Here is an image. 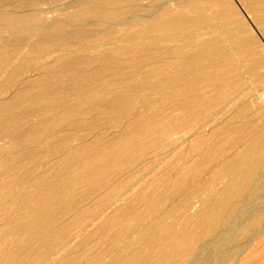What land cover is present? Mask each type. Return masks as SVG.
<instances>
[{"label": "bare ground", "instance_id": "obj_1", "mask_svg": "<svg viewBox=\"0 0 264 264\" xmlns=\"http://www.w3.org/2000/svg\"><path fill=\"white\" fill-rule=\"evenodd\" d=\"M0 264H264V0H0Z\"/></svg>", "mask_w": 264, "mask_h": 264}, {"label": "rangeland", "instance_id": "obj_2", "mask_svg": "<svg viewBox=\"0 0 264 264\" xmlns=\"http://www.w3.org/2000/svg\"><path fill=\"white\" fill-rule=\"evenodd\" d=\"M248 82H250V81H248Z\"/></svg>", "mask_w": 264, "mask_h": 264}]
</instances>
